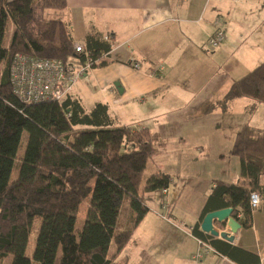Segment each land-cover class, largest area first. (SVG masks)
<instances>
[{
    "label": "trees",
    "instance_id": "16d2710c",
    "mask_svg": "<svg viewBox=\"0 0 264 264\" xmlns=\"http://www.w3.org/2000/svg\"><path fill=\"white\" fill-rule=\"evenodd\" d=\"M38 3L43 11L67 6L66 0H0V264L9 256L10 264H120L110 254L112 243L120 251L130 242L149 210L145 193L168 188L173 176L161 170L146 174L161 145L148 128L119 124L107 103L88 110L71 95L61 101H25L14 92L10 66L17 53L64 62L84 57L75 50L68 22L37 16ZM9 21L13 31L6 44ZM85 42L100 59L93 68L107 65L111 37L89 32ZM242 97L253 100L249 112L264 103V62L235 80L222 102L208 104L205 111ZM232 153L240 159L241 176L236 183L213 181L201 219L233 207V216L248 229L253 227L251 193L264 198V129L245 125ZM126 202L130 223L119 229ZM37 219L40 228L29 255ZM193 232L237 264H262L258 253L206 234L199 223Z\"/></svg>",
    "mask_w": 264,
    "mask_h": 264
},
{
    "label": "crops",
    "instance_id": "0c3cea01",
    "mask_svg": "<svg viewBox=\"0 0 264 264\" xmlns=\"http://www.w3.org/2000/svg\"><path fill=\"white\" fill-rule=\"evenodd\" d=\"M66 2L61 11H43L38 3L39 16L68 22L75 43L85 44L89 32L113 41L108 64L79 79L74 97L88 110L107 103L121 125L148 128L161 148L146 174L161 170L173 176L168 188L145 193L147 214L130 242L120 251L112 243L110 254L120 264H237L213 252L196 260L199 242L192 230L201 225L213 181L236 183L241 176L240 159L232 153L238 132L247 124L264 129V103L249 112L253 100L247 97L205 111L264 62V0ZM218 17L225 21L226 38L210 50ZM260 182L264 186V174ZM261 198L253 227L241 225L233 244L258 253L264 264ZM130 217L128 205L118 228L128 226ZM215 226L232 234L226 222Z\"/></svg>",
    "mask_w": 264,
    "mask_h": 264
},
{
    "label": "built area",
    "instance_id": "2783aa9c",
    "mask_svg": "<svg viewBox=\"0 0 264 264\" xmlns=\"http://www.w3.org/2000/svg\"><path fill=\"white\" fill-rule=\"evenodd\" d=\"M225 38V21L222 17H218L215 20V30L208 40L209 49H215ZM75 50L84 54L80 61L64 62L61 59L38 58L23 52L17 53L10 66L14 92L25 101L48 99L61 101L67 96H74L75 84L79 79L87 76L96 62L84 43H77ZM134 67L139 68L140 64L134 63ZM250 202L252 207H257L261 203L260 194L252 192ZM191 230L192 228L189 229ZM198 242L199 249L194 255L196 260H199L204 253L218 254L208 241L198 237Z\"/></svg>",
    "mask_w": 264,
    "mask_h": 264
},
{
    "label": "water",
    "instance_id": "95a60500",
    "mask_svg": "<svg viewBox=\"0 0 264 264\" xmlns=\"http://www.w3.org/2000/svg\"><path fill=\"white\" fill-rule=\"evenodd\" d=\"M233 212V207H225L208 212L201 222L200 229L212 237L221 238L229 243H234L236 240L235 234L239 231L241 224L233 216ZM215 222H226L232 234L226 231H220L217 226H215Z\"/></svg>",
    "mask_w": 264,
    "mask_h": 264
},
{
    "label": "rangeland",
    "instance_id": "374dc122",
    "mask_svg": "<svg viewBox=\"0 0 264 264\" xmlns=\"http://www.w3.org/2000/svg\"><path fill=\"white\" fill-rule=\"evenodd\" d=\"M36 15L39 16V6L36 7ZM12 31H13V23L11 21H9L8 23V29H7V32H6V37H5V43L7 44L11 38V34H12ZM220 45V44H219ZM218 45V46H219ZM217 46V47H218ZM216 47V48H217ZM210 50H213V49H210ZM109 56V55H108ZM100 59H96V62H99ZM95 62V63H96ZM1 68V67H0ZM94 69V68H93ZM92 69V70H93ZM91 70V71H92ZM26 141H27V133L25 132L24 135H23V138H22V144H21V147L19 149V155L21 156L23 154V151L25 149V145H26ZM17 172H18V167L16 166V168H14V171H13V174H12V178H15L16 175H17ZM261 197V196H260ZM262 199V198H261ZM128 207V203H124L123 207H122V211L121 212H124L125 208ZM39 228H40V220L37 219L35 222H34V226H33V230H32V233H31V238H30V247L28 249V254L30 255L31 254V250L34 246V243H35V239L37 237V234L39 232ZM11 256H9L6 260H5V264H10L11 263ZM36 264V263H34Z\"/></svg>",
    "mask_w": 264,
    "mask_h": 264
},
{
    "label": "clouds",
    "instance_id": "9594fccd",
    "mask_svg": "<svg viewBox=\"0 0 264 264\" xmlns=\"http://www.w3.org/2000/svg\"><path fill=\"white\" fill-rule=\"evenodd\" d=\"M255 203V202H254Z\"/></svg>",
    "mask_w": 264,
    "mask_h": 264
}]
</instances>
